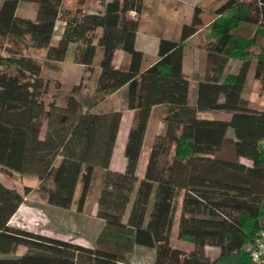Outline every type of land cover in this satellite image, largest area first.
Returning a JSON list of instances; mask_svg holds the SVG:
<instances>
[{
    "label": "trees",
    "instance_id": "16d2710c",
    "mask_svg": "<svg viewBox=\"0 0 264 264\" xmlns=\"http://www.w3.org/2000/svg\"><path fill=\"white\" fill-rule=\"evenodd\" d=\"M23 1L37 5L33 19L16 14ZM102 1V10L65 7L64 0L0 2L1 38L42 49L47 60L68 59L94 77L83 110L74 96L80 84L46 109L49 83L41 60L0 50V169L35 176L36 192L48 204L77 211L97 180L95 216L102 222L90 246L12 225L33 190L20 193L0 183V264H254L246 247L264 230V109L250 107L242 93L251 70L264 87V0H224L206 26L194 6L179 39L160 38L157 59L145 69L135 47L138 20L129 15L140 13L142 0ZM58 20L63 25L53 45ZM201 30L207 65L191 99L184 45ZM118 50L127 59L116 66ZM231 60L238 61L234 71ZM121 88L134 113L118 172L109 165L122 111L102 105ZM155 107L163 128L138 178ZM201 111L229 116L200 117ZM175 219L189 250L170 243ZM206 247L218 254L210 257Z\"/></svg>",
    "mask_w": 264,
    "mask_h": 264
},
{
    "label": "rangeland",
    "instance_id": "374dc122",
    "mask_svg": "<svg viewBox=\"0 0 264 264\" xmlns=\"http://www.w3.org/2000/svg\"><path fill=\"white\" fill-rule=\"evenodd\" d=\"M224 0H142L141 11L139 14L131 12L129 15L138 20L137 38L135 47L137 49H145L146 55L143 56V65L151 62L157 54L152 53L151 43L159 41L160 38L178 40L183 24H188L194 13V6L202 9L200 14L204 26H206L213 18V10L218 7ZM249 1V0H246ZM1 2V0H0ZM65 7H74L82 5L87 10H102V0H64ZM36 4L30 1L20 2L16 14L21 17L33 19L35 17ZM62 21L56 22L55 30L51 37V44H56L62 29ZM199 35L187 41L184 45V70L191 79V98L194 96V86L196 79L200 77L206 68V41ZM203 34V33H202ZM149 40V42H147ZM150 43V44H149ZM149 44V45H148ZM147 46L150 48L147 49ZM8 48L21 50L23 53H28L38 57L42 62V75L49 83L48 93L44 97L45 107L51 100L62 103L71 94L73 87L80 84L79 89L74 93L75 98L80 102L81 109L91 101L93 95L94 77L91 76V71L82 65L73 63L68 59L62 62L51 61L45 58L44 50L24 48L22 43L13 39L0 37V50L5 52ZM121 51L115 52L114 63L121 62ZM101 57V51L98 48L95 56V62ZM127 59V55H125ZM238 61H230L228 70L234 71ZM96 69L95 65L93 66ZM242 97L248 102V105L255 109H264V87L260 81L253 77L252 70L248 73L247 82L242 93ZM124 101V91H120L114 97L104 103L102 107L113 105L120 107ZM123 110L127 108L122 104ZM156 111L150 121L147 129L141 158L137 167V177L141 178L145 170L149 147L153 141L155 133L162 130L160 120ZM200 117L206 118H228L229 114L222 111H201L198 113ZM130 115L125 113L123 123L121 125L120 138L116 143V155L114 157V165L117 167L121 159L124 160L122 153L121 141L124 139L126 127L130 123ZM126 125V127H125ZM121 152V153H120ZM0 183L18 190L23 193L24 187L28 186L33 191L24 196V200L17 212L10 220V224L19 226L28 230L41 232L54 237L72 240L73 242L91 245L93 235L100 221L95 216L96 213V196L97 183L95 180L89 197L86 200L82 211H77L76 208L65 209L48 204L37 192V179L33 175L20 174L16 172L6 173L0 169ZM178 213L176 214V218ZM170 243L174 247L183 250H189L193 246L179 239L177 236V222L175 219L174 226L170 232ZM24 250L19 247L17 252ZM210 257L218 254L217 249L206 247Z\"/></svg>",
    "mask_w": 264,
    "mask_h": 264
},
{
    "label": "crops",
    "instance_id": "0c3cea01",
    "mask_svg": "<svg viewBox=\"0 0 264 264\" xmlns=\"http://www.w3.org/2000/svg\"><path fill=\"white\" fill-rule=\"evenodd\" d=\"M134 13V12H133ZM137 34H138V32H136V38H137ZM149 40L150 39H148V41L147 42H149ZM159 40V39H158ZM135 44H136V39H135ZM150 44V43H149ZM148 44V45H149ZM157 44H158V41H153L150 45H151V48L149 47V46H147V49L148 48H150L151 49V51H152V53H156V51H157ZM138 50H140L142 53H143V56L144 55H146L147 53H146V51H145V49H138ZM120 57H121V62H116L115 63V65L116 66H118V65H120V64H122V63H124L125 62V60H126V58H125V55L123 54V53H121L120 54ZM156 59H157V55H156V57L151 61V62H149V63H147V64H145V65H143V62H142V68L143 69H145V68H147L149 65H151L152 63H154L155 61H156ZM183 73L190 79V77L188 76V74L185 72V70H184V59H183ZM190 84H191V79H190ZM194 88H195V86H194ZM120 91H124V88H121V89H119L118 91H116V92H114V93H112V94H110V95H108L107 97H105V99H104V101L105 102H108L110 99H111V97H114L115 95H117ZM194 93H195V91H194ZM190 96H191V92H190ZM193 98H194V96H193ZM192 99V98H191ZM122 104H124V101H123V103L121 102V105H120V107H114L113 105H110V106H107L106 108L107 109H116V110H118V109H120L121 111H122V117H121V122H120V127H119V131H118V134H117V139H116V143L118 142V139L120 138V134H121V125H122V123H123V117L125 116V113L127 112V114H129L130 115V123H131V120H132V117H133V110H129V109H127L126 111H124L122 108H123V106H122ZM159 107H155L154 108V111H153V115H154V113L157 111V109H158ZM158 118H159V120H160V122H161V124H160V126H161V128L163 127V123H162V117H161V114H159L158 115ZM130 123L128 124V126L126 127V125H125V129H126V131H125V135H124V139L121 141V145H122V153H123V148H124V144H125V140H126V136H127V132H128V129H129V126H130ZM146 135V134H145ZM142 149H143V147H142ZM121 153V152H120ZM115 155H116V144H115V147H114V150H113V153H112V157H111V161H110V165H109V169L110 170H113V171H118V172H122L123 170H124V166H125V158H124V160L123 159H121V161H120V164H119V166H115L114 165V157H115ZM140 158H141V156H140ZM139 158V159H140ZM138 167V166H137ZM143 175V174H142ZM17 212V211H16ZM100 225H102V222L100 221V223H99V226ZM96 234H97V229H96V231H95V233H94V235H93V240H94V238H95V236H96ZM47 235V234H46ZM210 248H212V247H210ZM212 249H217V248H212ZM217 252H218V249H217Z\"/></svg>",
    "mask_w": 264,
    "mask_h": 264
},
{
    "label": "built area",
    "instance_id": "2783aa9c",
    "mask_svg": "<svg viewBox=\"0 0 264 264\" xmlns=\"http://www.w3.org/2000/svg\"><path fill=\"white\" fill-rule=\"evenodd\" d=\"M246 250L254 264H264V230H259Z\"/></svg>",
    "mask_w": 264,
    "mask_h": 264
}]
</instances>
